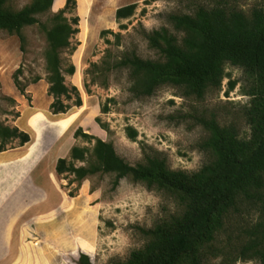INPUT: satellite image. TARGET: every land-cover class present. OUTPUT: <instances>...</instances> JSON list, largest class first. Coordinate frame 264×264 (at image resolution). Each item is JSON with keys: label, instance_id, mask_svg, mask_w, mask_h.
<instances>
[{"label": "rangeland", "instance_id": "rangeland-1", "mask_svg": "<svg viewBox=\"0 0 264 264\" xmlns=\"http://www.w3.org/2000/svg\"><path fill=\"white\" fill-rule=\"evenodd\" d=\"M27 1L10 4L17 9ZM62 2L55 0L51 12L63 8L64 4L57 8ZM261 2L241 0L239 5L249 11L254 5L264 6ZM131 3L137 5L134 13L118 21L116 9ZM186 8L185 0H75L65 13L68 18L79 17L78 31L70 38L74 49H65L61 58L63 67L75 66L74 74L64 75L65 83L77 88L82 105L58 114L49 108L52 97L47 93V42L42 29L38 24L23 29V49L17 35L0 30V121L30 136L25 144L14 139L0 151V166L7 169L15 164L11 157L23 155L18 165L28 167L20 181L13 173L18 168L9 180L0 173V264H81L80 254L87 255L91 264L125 259L144 243L139 228L151 226L164 206L175 208L164 194L127 177L113 187L112 173H96L80 181L73 174H58L57 159H69L73 145L90 149L94 145V139L74 137L79 127L111 142L131 164L147 153L159 152L171 168L187 172L198 170L208 159L197 144L206 131L192 119L179 123L181 114L214 115L221 124L234 123L240 136L248 137L245 91L252 80L241 67L228 64L221 90L210 91L201 100L185 98L171 86L136 98L129 91L127 70H102L103 61H113L127 50L154 58L144 33L169 27L167 13ZM50 14L40 20L46 21ZM103 30L109 32L101 34ZM36 76L40 79L34 82ZM229 80L235 81V87L226 93ZM104 106L107 112H102ZM73 112L77 115L71 122L66 117ZM127 126L137 131L135 139L128 137ZM75 165L85 162L75 161Z\"/></svg>", "mask_w": 264, "mask_h": 264}, {"label": "trees", "instance_id": "trees-1", "mask_svg": "<svg viewBox=\"0 0 264 264\" xmlns=\"http://www.w3.org/2000/svg\"><path fill=\"white\" fill-rule=\"evenodd\" d=\"M10 1L0 0V30L17 35L22 49L25 27L38 24L45 34L50 111L66 113L82 105L77 88L65 83L64 75L74 74L75 66L63 67L61 58L65 49H74L70 38L78 31L79 17L68 18L65 13L75 0H65L56 12H51L55 0H29L17 9ZM185 1L187 11L167 13L169 27L144 33L148 47L156 53L154 58L127 50L113 61H103L102 70H127L129 91L136 98L171 86L185 98L201 100L210 91L221 90L228 64L241 67L252 80L245 91L249 96L245 112L248 137H241L234 123L221 124L214 115L181 114L179 123L192 119L206 131L197 144L208 159L198 170L187 172L171 168L159 152L147 153L143 160L131 164L116 153L111 142L79 127L74 137L94 139V145L91 149L73 145L69 159L58 158L55 170L73 174L77 181L96 173H112L113 187L127 177L174 203L173 210L164 206L151 226L139 228L142 246L132 249L125 259L108 264H264V6L254 5L245 11L240 8L241 0ZM136 7L131 3L117 8L115 18L130 17ZM49 13L46 21L40 20ZM39 79L36 76L34 82ZM228 84L226 93L235 87V81ZM107 111L104 106L102 112ZM127 131L128 137L135 139L137 131L131 126ZM14 139L23 145L30 136L0 121V151ZM75 161L85 165L76 166ZM79 262L91 264L85 254H80Z\"/></svg>", "mask_w": 264, "mask_h": 264}, {"label": "crops", "instance_id": "crops-1", "mask_svg": "<svg viewBox=\"0 0 264 264\" xmlns=\"http://www.w3.org/2000/svg\"><path fill=\"white\" fill-rule=\"evenodd\" d=\"M63 4H64V2H62L59 6H57V8L61 7ZM20 155H22V154H20ZM22 156H15V157L13 156V157H11V158H14L12 161L15 162V164H13V165L9 164V168H7V169L4 168V167H7V165L0 166V173H1L2 178L4 177L5 180H9V175H11V172L13 171L14 168H18L19 169L18 172L13 171V173L15 175H16V173H18L16 178H18L19 181L22 179L23 176H25V172H26V170L28 168L27 165H26L25 168H24V166H22L23 169H22L21 165H18L19 163H21V162L23 163V161H24ZM14 174H13V176H15ZM16 184H18V182Z\"/></svg>", "mask_w": 264, "mask_h": 264}, {"label": "bare ground", "instance_id": "bare-ground-1", "mask_svg": "<svg viewBox=\"0 0 264 264\" xmlns=\"http://www.w3.org/2000/svg\"><path fill=\"white\" fill-rule=\"evenodd\" d=\"M114 1V0H113ZM118 4V3H117ZM112 5H114V4H112ZM115 6V5H114ZM117 6V5H116ZM110 23V22H109ZM112 24V23H111ZM80 108V107H79ZM68 114H69V112H68ZM65 115H67V114H65ZM76 115H77V113H70V115H68L66 118H67V120H69V121H73L74 119H75V117H76Z\"/></svg>", "mask_w": 264, "mask_h": 264}]
</instances>
